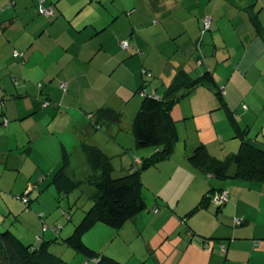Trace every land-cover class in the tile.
<instances>
[{"label":"crops","instance_id":"obj_1","mask_svg":"<svg viewBox=\"0 0 264 264\" xmlns=\"http://www.w3.org/2000/svg\"><path fill=\"white\" fill-rule=\"evenodd\" d=\"M166 1L175 5H189H186L188 15L185 14L181 20H178L182 21V29L177 33L174 29L179 24L176 23L172 28L150 25L153 13H156L162 20L158 11L163 8ZM212 1L214 0H144V13L147 15L145 20H136L137 17H132L136 11V4H134L132 10L128 12V17L121 16L122 14L119 12L109 13L102 23L95 25L91 18L84 17L80 21L77 20L81 16V13L78 14V12L84 8L83 1L74 3L77 10L75 13H69L56 0L54 5L50 4V8L55 12L54 16L48 15L45 19L42 15L40 16L38 11L37 3H41L40 0H0V32H4L17 22H20L24 31L22 39L17 43L11 44V35L9 34L6 36V42L2 38L3 43L7 46V52L12 47L14 50L12 56L15 52L19 55L15 57L18 62L13 64L10 77L1 76L0 78V99L3 102V114H0V187L9 192H16L31 186L28 189V194H30L34 188L37 189L36 186L39 188L43 185L52 170L58 166L63 149L67 152L69 150L78 151V155L84 161L80 149V144L83 142L100 147L112 157L113 166L116 168L118 165L114 161V155H117V152L123 153L126 148L122 143V137L120 140L117 139L119 143L114 142V146L106 145L107 141L103 138L106 134L99 132L101 128L97 132L92 128L88 112H92L102 105H108L115 109L122 108L124 106L122 103L126 104L132 99V93L143 88L146 91H155L161 94L181 71L187 72L192 78L206 71L211 72L214 85L219 87L227 106L235 111L236 115H238V111L243 110L244 112H241L238 118H244L245 125L249 124L250 128L248 112L251 115V111L257 109L256 103H254L256 100H253L251 96L257 92L258 88L253 85L259 82H257L259 77L264 80V2L240 0L241 3H237L235 0H216L213 7L208 8L209 3L207 2ZM196 2H198L197 6L200 5V2L207 3L204 13L210 11L212 16L209 31L211 44H206L209 51L203 56L204 60L201 64L196 61L199 52L194 48L197 42L201 44L199 43L200 34H198L201 15L199 11L196 14L193 8ZM6 4H9L10 11L2 8ZM220 4L223 6L222 9L218 8ZM125 8L127 9L126 6ZM39 16L42 21H39L38 27H33L32 30L28 29L26 25L33 24ZM191 17H195L196 20H192ZM186 20L190 23H185ZM117 22L118 24H116ZM188 24H194L195 33L186 28ZM147 28L148 30L144 33ZM108 29H113V33L107 39L102 34ZM147 33L158 35V37L163 35L166 40L176 36L188 37L190 43L186 45V54L180 52L181 54L173 57L171 56L173 52L167 54L162 49H158L156 52L158 56H152L150 49L154 45L146 43ZM107 40L113 41L112 45L110 44V49L107 47ZM123 40H127L129 43L128 51L119 45V42ZM204 43L205 40L200 45V51H202ZM216 46L225 54L217 57ZM233 49L235 53H232ZM109 50L113 53L112 55L108 54ZM139 52L142 56L141 65H139L137 56ZM236 53H241V57L234 64L233 69L223 75L218 69L223 68V65H225L224 68H227L226 62ZM126 57H133L131 64L136 63V70L132 74L116 79L113 89L100 88L95 91L94 97L83 98L81 96L82 80L91 82V69L95 71V77L102 78L98 79V82L106 84L113 80L105 76L107 64H110L112 70L118 71L120 62ZM219 61L224 63L219 66ZM244 61H246L245 64H243ZM3 65L1 59L0 70L5 67ZM142 68L149 70L150 78H145L141 71ZM67 69L71 70L67 71ZM250 69L256 70L255 77H253L254 71H249ZM13 74L19 75L24 81L22 83L15 82ZM60 86L66 87L65 93H62ZM95 86L97 85L94 84V88L91 86L90 89L96 90ZM39 88L52 101V104L45 108L42 106V94L39 91L36 93ZM260 96L262 97L263 94L260 93ZM185 97H192L199 102L205 101L210 104L216 102L211 104L210 109L218 108L213 90L203 85H197ZM110 98L118 99V102L111 105L108 103ZM262 99L264 102V98ZM245 100L248 103L243 102ZM240 103L242 106L238 109ZM244 105L245 108H243ZM261 106L259 109L261 112L256 113L255 116L263 115L262 121L260 120L258 123L263 126L264 103ZM205 109L207 108L203 104L202 107L200 105L199 110ZM3 118L6 119V123L1 124ZM238 123L242 126L241 120L238 119ZM116 128V126H111L106 129L113 133ZM117 137L113 135L112 138L116 139ZM255 139L264 144V138L259 139L257 136ZM125 152L127 151L125 150ZM179 161L174 164L175 167L188 169L191 175L196 173V168L192 166L186 156L180 157ZM118 163L119 171L130 167L132 165L131 155L128 153L125 159L122 156ZM84 167L87 171L86 163ZM68 173L75 178L71 167V155ZM17 180L20 182L22 180V183L16 185ZM35 180H38L36 186L32 184V181ZM27 181L28 183H24ZM215 186L217 189L228 190V199L223 211L225 208L229 209L230 206L237 208L241 202L250 210L251 215L248 217L243 213L242 223L246 224L250 223V220H254L253 213L264 212V181L233 178L219 180V183L215 182ZM33 206L36 210L42 209L38 204ZM257 219L258 217H256V221ZM188 221L185 222V229L187 226L188 230L194 231L192 224ZM188 234L190 238L180 236L173 244V247L179 250L178 264H212L213 260L219 258V255L213 251L214 247H210V253L208 252L209 242L202 246V253L191 254L186 258L185 251L193 241V235L190 232ZM258 238V242L247 241L248 244L242 247V249L246 247L248 252L250 251L246 261H242L245 262L244 264L258 262L264 264V233L259 234ZM194 241L199 242L196 239ZM233 243L231 241L222 243L225 246L224 258L229 256ZM236 248L238 247L234 249ZM190 257L192 258L189 259Z\"/></svg>","mask_w":264,"mask_h":264},{"label":"rangeland","instance_id":"obj_2","mask_svg":"<svg viewBox=\"0 0 264 264\" xmlns=\"http://www.w3.org/2000/svg\"><path fill=\"white\" fill-rule=\"evenodd\" d=\"M55 1L56 0H40L41 3H37L40 16L42 15L43 18L47 19L48 15L44 13L43 10L48 8L51 9L50 4L52 3L54 5ZM80 1H83L82 4H84V8L78 12V14L81 13V16L77 19L78 21L84 19V17L86 19L91 18L96 25L102 23L104 18L108 17L109 13L112 14L117 12L126 18L129 16L128 12L132 10L134 4H136V11L132 14V17H137L136 20H145L147 18V15L144 13V0H57V2L69 13L76 12L77 9L74 3ZM215 1L216 0L207 2L209 3L208 8L213 7ZM235 1L241 3L240 0ZM260 2H264V0H260ZM197 3L198 2L195 3L193 8L196 14L197 11H199L201 19L206 15L211 16L210 11L209 13H204V8L207 3L204 2V4L203 2H200L199 6H197ZM184 5L185 4L175 5L166 1L163 8L158 11L162 20L159 19L156 13H153L150 18V25L152 27L169 26V28H172L174 27L173 24L176 23L179 24V26L174 29L177 33L182 29V21L179 22L178 20H181L183 16L187 14V4ZM222 7L221 4L218 5L219 9H222ZM2 8L7 9L6 11L11 10L8 8V4ZM51 10L53 11V9ZM40 16L38 19H35L33 24L26 25L27 28L31 30L33 27L37 28L39 21H42L40 20ZM191 18L192 20H196L195 17ZM185 23L190 22L186 20ZM116 24H118V22ZM186 28L195 33L194 24H188ZM147 30L148 28L144 33ZM200 32L199 27L198 34H200ZM111 33H113V29H108L106 32H103L102 36L108 39ZM0 34V60L2 59L3 66H5L0 70V78L1 76L8 78L10 77V70L13 68V64L18 62V59L12 56V53L14 52L12 47H10L9 52H7V46L3 43L2 38L6 42V36L9 34L11 35V44L17 43L22 39L24 31L20 22H17L14 25L12 24L9 29L4 32H0ZM146 36V43L148 44L149 42L154 45L150 49L152 56H158V54H156L158 49H162V51L164 53L167 52V54L173 52L171 54L173 57L183 52L186 54V45L190 43L188 37L184 38L176 36L167 38L166 40L163 35H159L158 37V35L147 33ZM199 40V43L201 44L205 40L202 51H200L201 44H198V42L194 48L199 52L200 59L204 60L203 56L209 51L206 44H211L209 32L202 35L201 38L199 36ZM108 41L109 40H107L106 43L109 48L113 41ZM215 48V51H217V57L225 54V52L218 49L217 46ZM125 51H128V49ZM232 53H235L234 49L232 50ZM108 54L112 55L113 53L109 50ZM137 56L139 58V65H141L142 56L140 55V52ZM240 57L241 53H236L233 58H230L227 62L225 61L228 65L227 68H224L225 65H223V68L220 67L218 70H221V73L226 75V73H229L233 69L234 64ZM132 58L133 57L124 58L118 66V71L112 70L108 63L106 68L107 74L105 76L106 78H111L113 80L106 82V84L98 82V79L102 78L99 76L95 77V71L91 69V82L89 80L85 81V79L82 80L81 96L83 98L94 97L96 94L95 91H98L100 88H104L105 90H108L109 88L113 89L116 79L124 78L126 75L132 74L136 70V63L131 64ZM223 63L224 62L219 61L218 65L221 66ZM245 63L246 61L243 62V64ZM92 65L94 64L92 63ZM71 69H67V71ZM141 71L146 79L150 78V72L145 75L143 69H141ZM249 71H254L253 77L256 76L255 69H250ZM13 76L15 82L22 83L24 81V79L17 74H13ZM257 82L258 83L253 86L257 87L258 90L251 96L253 100H256L254 103H256L255 106L257 109L254 111L252 110L251 115L248 112V120L251 122L248 135L252 139H255L257 136H259V139L264 138V123L263 126L258 124L260 120L262 121L263 115L255 116L256 113L261 112L259 109H261V105L264 103L262 101V98H264V80L259 77ZM11 84L14 83L11 82ZM94 84L97 85L95 86L96 90H91L90 88L91 86L93 87ZM38 90H36V93ZM260 93L263 94L262 97L260 96ZM115 96H117V94H115ZM131 96L132 99L130 101L126 104L122 103V105L124 104L122 108L117 106L119 107L117 109L121 110L123 113L120 126L114 129L113 133H110L104 126H102L99 131L106 134V136H103L104 140L107 141L106 145L111 144L114 146V142L119 143L118 140L122 137V143H124L127 152L124 150L123 153L120 152L119 154V152H117V155H114V161H116V165H118L116 166L118 171V162L122 156L125 159L129 153L133 165L141 167L142 157L147 156L154 151L152 147H135L132 135V120L138 110L141 95L139 92H135L132 93ZM117 102L118 99L112 100L111 98L110 101H108L111 105H114V103ZM243 102L248 103L246 100ZM212 103L215 104L216 102H211V104ZM202 104L207 109L203 111L199 110V107L200 105L202 107ZM211 104L205 101L199 102L192 97H182L172 104L171 113L176 121L178 133V140L175 143L173 153L168 159L159 160L141 170L140 178L142 183V196L146 200L147 207L137 213L133 218L124 222L120 227H112L107 224L96 222L82 235V239L87 245L91 246L92 249L99 251L100 254L117 259L124 264H178L179 250L178 248L175 249L173 244L176 239L180 238V236L190 238L187 226L185 229V221L189 220L192 224L191 226H193L194 233L192 236L193 241L190 242L191 245L186 251L184 250L186 258L191 256V254L195 255L202 253V246L206 245L207 241L209 242L208 252L210 253V247H214L213 251L219 255V258L217 257V259L213 260L212 264L245 263L242 261H246L250 251L248 252V248L245 247V249H242V247L248 244L247 241L258 242V235L264 233V212L257 214L253 213L254 220H250V223L245 224L242 223V215L246 214L248 217L251 213L247 206L242 202L237 208L230 206L229 209L225 208L223 211L222 209L226 206V204H224V206L220 207L221 210H217V202L214 199V196L218 192L216 190L215 182L219 183V180L205 177V175L200 174L197 169H195L196 173L191 175V172L188 171V169L175 167L174 165L175 163L180 162V157L182 158L183 155L186 156L187 146L194 143L202 142L207 147L210 155L218 159H224L237 151L240 137L236 135L226 109L224 107H218L211 110ZM241 106L242 103H240L238 109H240ZM190 111L193 112L191 113ZM241 112L244 111H238L239 116ZM238 115L236 116L237 118ZM238 119L242 121V127H244L246 123L243 121L244 118L239 117ZM97 131L98 130H96V132ZM117 134H119L118 137ZM113 135L117 138H112ZM69 152H71V167L75 173L74 177L76 179H82L87 172L84 167L85 163L78 155V151L69 150ZM135 153H137V156H135ZM230 179L232 178H226L224 180ZM9 183L11 182L9 181ZM21 183L22 180L21 182L17 180L16 185ZM212 187L214 190L210 191V188ZM0 191V230L8 228L15 234L19 235L23 242H30L35 245L38 244L39 246L40 242L37 240L36 236L55 234L53 226L56 225L59 227L60 236L48 245V250L54 255L67 261L69 264H84L86 255L66 245L64 239L73 231L74 225L80 221L84 212L92 204L93 195L95 193L93 185L89 182L81 181V183L67 194L57 193L52 185L45 187L42 192H39L34 188L30 193L32 204H38L42 209L37 208L38 210H36L31 208L28 211H24L22 203L8 194L9 191L1 187ZM209 192L210 194L212 193V198L207 199V202H205L202 207L196 209L192 214H187L197 207L203 195L205 193L209 194ZM36 197H38V201ZM7 204L13 209L11 214L7 213ZM157 205H159V210L153 212L152 207ZM68 211L71 219H68ZM41 214L44 216H41ZM256 217H258L257 221ZM43 227L47 229V232L42 233ZM194 239L199 240V242L194 241ZM229 241L234 243L229 251V256L224 258V252L221 250L220 242L227 243ZM235 247L238 248L234 249ZM191 258L192 257L189 259ZM189 259L185 260L188 261ZM88 264L95 263L93 261H88ZM255 264L261 263L258 262Z\"/></svg>","mask_w":264,"mask_h":264},{"label":"trees","instance_id":"obj_3","mask_svg":"<svg viewBox=\"0 0 264 264\" xmlns=\"http://www.w3.org/2000/svg\"><path fill=\"white\" fill-rule=\"evenodd\" d=\"M53 14L54 12L52 11L50 16H54ZM209 17L211 21L208 29H204L205 16L201 19L200 38L211 29L212 17ZM123 41L127 42V40ZM128 46L127 42V48L123 49L127 50ZM196 61L201 64L203 60L198 55ZM142 69L145 74L149 72L146 68ZM197 85H203L213 90L218 107L226 109L234 131L240 137V143L237 151L224 159L211 156L202 142L190 144L186 148V157L189 162L203 175L216 180L242 178L264 181V144L260 140L249 137V124L244 127L240 126L235 111L227 106L219 87L214 85L211 72L206 71L192 78L187 72L181 71L161 94L155 91H146L144 88L138 90L141 100L132 120L134 144L136 148L152 147L154 149L151 154L142 157L141 167H137V165L132 163L130 167L117 171L113 166L111 156L107 155L100 147L83 142L80 144V149L88 169L82 179H76L69 175L71 153L63 149L58 166L52 170L47 180H43L45 184L38 188L36 186L38 180L32 181V184L37 187L39 192H42L45 187L52 185L59 194L69 193L81 181L89 182L93 185L95 193L92 204L84 212L80 221L74 225L73 231L64 239L66 245L86 255L84 264H88V261H93L95 264H124L117 259L105 256L100 254L99 251L92 249L91 246L83 241L82 235L96 222L112 227H120L124 222L133 218L147 207L146 200L142 196L141 170L159 160L168 159L173 153L175 143L178 140V133L176 121L171 113L172 104L187 96ZM60 88L62 93L66 92V87L60 86ZM38 91L42 94V106L45 108L51 105L52 101L49 100L48 95L43 93L40 88ZM243 108H245V105ZM0 110L2 115L3 102L1 99ZM88 115L91 119L92 128L98 130L102 126L106 128L116 126L118 128L121 124L123 113L119 109L102 105L94 111L88 112ZM3 123H6L5 118L1 119V124ZM24 183H28V181ZM29 188L31 186L8 193L22 203L24 211L34 208L33 205L35 204H32V199L30 194H28ZM212 190H214L213 187L210 188V191ZM216 190L218 192L214 196L215 200L222 190L227 191L226 200L223 203H217V210H219L227 202L228 190L224 188H216ZM211 194L210 192L209 194L205 193L197 207L187 214H192L196 209L202 207L207 202V199L212 198ZM7 210L9 214L13 211L8 204ZM158 210L159 205L152 207L153 212ZM41 216L44 215L41 214ZM68 219H71L69 214ZM53 231L55 234L36 236L40 242L38 246V244L23 242L19 235L8 228L0 230V264H69L48 250V245L60 236L59 227L54 225ZM187 231L192 235L194 233L191 229ZM43 232H47L45 227L42 228ZM222 243L220 242L221 250L224 252L225 246Z\"/></svg>","mask_w":264,"mask_h":264},{"label":"built area","instance_id":"obj_4","mask_svg":"<svg viewBox=\"0 0 264 264\" xmlns=\"http://www.w3.org/2000/svg\"><path fill=\"white\" fill-rule=\"evenodd\" d=\"M44 13H46L47 15H51L52 14V11L51 9H46V10H43ZM210 21H211V18L209 16H205L204 18V29H208L209 26H210ZM120 45L122 48H127V42L126 41H122L120 42ZM19 54L18 53H14L13 56L17 57ZM226 197H227V191L225 190H222L220 192V194L218 196H216V202L218 204L220 203H223V201L226 200Z\"/></svg>","mask_w":264,"mask_h":264}]
</instances>
